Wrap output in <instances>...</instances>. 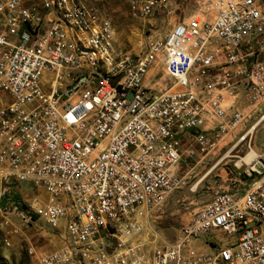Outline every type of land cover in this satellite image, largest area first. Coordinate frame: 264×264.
Segmentation results:
<instances>
[{
	"label": "built area",
	"instance_id": "built-area-1",
	"mask_svg": "<svg viewBox=\"0 0 264 264\" xmlns=\"http://www.w3.org/2000/svg\"><path fill=\"white\" fill-rule=\"evenodd\" d=\"M190 1L187 21L110 67L115 30L94 10L83 12V40L74 4L0 0V196L15 183L33 191L21 211L16 202L7 209L60 242L50 252L30 248L40 264H264L261 158L246 191L217 192L174 241L162 243L152 228L184 158L209 144L210 130L244 125V100L264 99V0ZM168 4L141 0L138 13Z\"/></svg>",
	"mask_w": 264,
	"mask_h": 264
},
{
	"label": "rangeland",
	"instance_id": "rangeland-1",
	"mask_svg": "<svg viewBox=\"0 0 264 264\" xmlns=\"http://www.w3.org/2000/svg\"><path fill=\"white\" fill-rule=\"evenodd\" d=\"M79 1L110 22L115 30L116 54L121 58L144 53L149 42L164 37L174 25L187 21L195 10L190 0H169L166 12L157 10L155 14L144 17L138 13L141 0ZM161 75L165 80L164 72ZM242 105L246 118L244 125L223 134H219L217 129L210 130L207 135L209 144L198 148L191 157L184 158L177 170L178 189L156 211L151 221L162 243L174 241L180 229L217 192L241 193L249 188L255 176L248 174L249 167H237V162L238 157L245 156L251 146L262 156L264 163V121L254 134L240 142L264 117V99L258 103L244 100ZM229 153L232 157L226 158ZM33 196L27 183H15L4 200L0 196V264H40L37 255L29 254L30 248L37 253L50 252L60 244L45 226L35 223L27 227L21 219L15 221L11 216L13 213L17 216L18 211L13 207L7 209L9 203L16 202L21 211L20 205L24 207Z\"/></svg>",
	"mask_w": 264,
	"mask_h": 264
},
{
	"label": "bare ground",
	"instance_id": "bare-ground-1",
	"mask_svg": "<svg viewBox=\"0 0 264 264\" xmlns=\"http://www.w3.org/2000/svg\"><path fill=\"white\" fill-rule=\"evenodd\" d=\"M73 30L75 33H78L83 40H90V30L88 26L85 24V14L83 12H87L88 8L82 4L79 0H64V7L73 8ZM81 52H89L88 44H80ZM113 52L114 57L110 60V67H123V65H128L131 62L133 56L121 58L120 55L116 54L115 50V40L113 41ZM149 83V81H148ZM264 121V117L260 122L247 133V135L241 139L240 142H244L248 136L254 134V130H256L257 126L260 125ZM240 144V143H239ZM232 157L231 153L227 154L226 158ZM262 156L258 154V152L252 146L249 149V152L242 157H238L239 161L237 162V167L241 168L243 166H251ZM195 188V187H194ZM124 198L132 199V189L124 190ZM143 208L146 211H151L153 209V203L150 201V198H143ZM132 218L133 211H125L124 213V221L123 228L132 227ZM80 264H88V260H80ZM191 264H198V261H191Z\"/></svg>",
	"mask_w": 264,
	"mask_h": 264
},
{
	"label": "crops",
	"instance_id": "crops-1",
	"mask_svg": "<svg viewBox=\"0 0 264 264\" xmlns=\"http://www.w3.org/2000/svg\"><path fill=\"white\" fill-rule=\"evenodd\" d=\"M11 216L13 217V219L15 220V221H20V219L18 218V216H16V214H11ZM23 222V221H22ZM24 223V222H23Z\"/></svg>",
	"mask_w": 264,
	"mask_h": 264
}]
</instances>
